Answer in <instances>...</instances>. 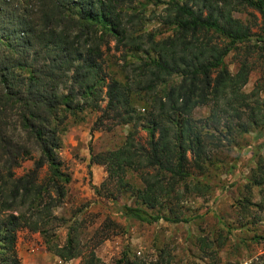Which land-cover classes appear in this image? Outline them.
I'll return each instance as SVG.
<instances>
[{"label":"rangeland","instance_id":"374dc122","mask_svg":"<svg viewBox=\"0 0 264 264\" xmlns=\"http://www.w3.org/2000/svg\"><path fill=\"white\" fill-rule=\"evenodd\" d=\"M36 1L0 0V5H5L8 11L15 7L24 11L27 7L36 20L40 16L34 10ZM174 1L193 5L195 10L204 7L205 2L113 0L115 20L123 38L120 43L112 35L101 39L106 75L105 80L95 81L93 103L81 96L82 89L72 86L71 75L76 64L65 73L60 72L56 84L49 83L48 91L75 98L71 106L60 105L51 113L54 116L50 126L57 137L55 153L62 172L70 176V181L64 184L65 195L59 205L51 209L58 220L45 228L53 245L65 246L73 237L81 255L62 260L48 249L40 231L23 227L17 230L15 242L21 264H87L93 253L101 264H125L126 260L141 264H264V54L257 41L264 36V18L259 12L238 6L236 0H226V3L206 0L220 12L231 10L234 19L249 27L248 39L234 45L225 56L222 68L235 75L244 61L251 66L248 82L241 91L249 95V102L259 105L263 115L261 125L244 131L249 126V116L244 114L238 119L226 100L222 99L218 105L211 100L209 104L197 106L189 121L206 145L202 158L198 157L197 150L196 160L194 151L189 150L187 154L191 176L175 181L169 173L145 167L151 137L148 127L153 117L148 113L152 111L151 94L145 91L146 82L137 76V68L160 57L161 44L155 40H171L176 34L175 13L170 10ZM72 7L81 13L79 6ZM204 9L207 15L209 8ZM7 17L9 15L3 19L6 21ZM92 25L103 29L101 24ZM209 37L219 45L230 43L221 32L212 31ZM1 57L3 65L8 66L2 67L3 74H9L11 80L34 77L33 65L18 64L19 57L14 54L4 53ZM32 60L30 57V64ZM44 63L41 60L35 65L41 68ZM112 78L128 87L131 107L146 116L136 120L135 126L119 123L115 111L104 114L108 101L106 84ZM180 79L181 75L175 74L167 78V82L171 84ZM162 89L160 84L158 90ZM16 106L2 111L0 125L2 127L4 122L8 138L31 152V157L24 158L20 166L13 169L15 178H19L34 169L40 151L23 128L17 109H10ZM212 110L215 116H211ZM154 114L172 127L164 114L159 111ZM155 137H159V130ZM112 152L118 155L109 157ZM2 156L0 150V172L5 174ZM51 176L49 165H44L38 172L37 184L48 189ZM145 178L151 183L159 181L157 192H150V197H158L151 201L142 196V191L148 188ZM162 186L170 190L165 193ZM50 190V195L56 197L57 193ZM43 193L44 200L49 201L48 194ZM31 204L21 206L15 213H27ZM124 204L142 207L167 219L148 224L132 217L123 218L120 208ZM0 214L1 219H5L11 211H2L0 205ZM176 217L189 220L174 221ZM3 250L0 244V259Z\"/></svg>","mask_w":264,"mask_h":264},{"label":"trees","instance_id":"16d2710c","mask_svg":"<svg viewBox=\"0 0 264 264\" xmlns=\"http://www.w3.org/2000/svg\"><path fill=\"white\" fill-rule=\"evenodd\" d=\"M224 2L226 3V0ZM236 2L240 7L256 10L264 18V0ZM72 6H79L81 13L78 14ZM203 6L209 8L207 15H204V7L195 10L193 5L174 1L170 10L175 13L176 34L171 40L153 39L155 43L161 44L158 49L160 57L146 62L140 69L137 68L139 70L137 76H141L142 81L146 82L145 91L151 94L152 111L148 113L153 117V123L148 127L151 137L149 150L144 158L145 167L169 173L175 181L185 180L191 176L187 156L189 150L194 151L196 160V150L198 157L202 158L201 154L206 148L200 139L201 135L194 132V125L189 122L197 106L209 104L211 100L218 105L222 99L226 100V103L235 110L234 115L238 119L244 114L250 117L249 126L245 127L244 131H249L263 122L260 118L263 115L259 112V105L249 102V95L241 91L248 82L251 66L244 61L235 75L227 68H222L225 56L234 45L248 39L249 27L234 19L231 10H228L229 13L220 12L208 5L206 0ZM34 10L35 13H40L39 19L33 20L27 7L24 11H20L19 7L8 11L5 5L2 3L0 5V120L4 110L14 104L17 105L10 109H17L22 118L23 128L40 151V158L36 161L34 169L26 176L15 178L13 169L20 166L21 160L31 157V152L25 146L8 138L3 127L4 122L2 127L0 125V150L7 171L5 173L7 175L3 171L0 172V205L2 211H11L5 219L0 217V244L5 248L0 259L2 264H21L16 255L15 242L17 230L23 227L40 231L48 249L62 260L68 261L81 255V251L74 245L73 237L68 239L65 246L53 245L45 228L47 224L58 220L51 209L59 205L65 195L64 184L70 181V176L62 172L61 162L55 153L57 137L55 129L50 126L51 117L54 116L51 113L57 111L60 105L71 106L75 98L69 94L48 91L47 88L49 83L56 84L60 72L65 73L76 64L71 75L72 86L82 89L81 96L93 103L95 81L98 80V83L105 80L103 76L106 75L102 65L101 39L103 36L112 35L120 43L123 38L120 25L115 20L117 18L113 0H38L34 4ZM6 15L9 17L5 21L3 18ZM92 24H101L103 29H95ZM212 31L223 33L230 43L227 45L213 43L209 37ZM257 41L259 50L264 54V36L259 37ZM4 53L18 56V64L22 66L33 65L34 77L29 80L22 78L11 80L9 74H3V69L8 67L3 65L1 60ZM30 57L33 58L31 64L28 61ZM41 60L45 63L40 68L35 63ZM214 72L217 75H213ZM175 74L181 75L180 81L169 84L167 78ZM160 84L163 85V91L158 90ZM106 87L105 96L108 101L104 114L115 111L119 123L130 124L146 117L131 107L129 103L131 91L128 87H124L114 78ZM155 111L164 114L165 120L169 121L172 127L158 119ZM215 115V111L212 110L211 116ZM157 130L159 137L156 138ZM117 155L118 153L112 152L109 157L114 158ZM196 163L199 167V161ZM46 164L49 165L52 174L48 189L37 184L38 172ZM145 180L148 188L142 191V196L148 201L156 199L158 195H153L152 198L150 192H157L159 181L151 183L146 178ZM50 188L57 193L56 197L50 195L52 193ZM161 188L165 193L170 190L165 186ZM43 192L45 195L48 194L49 201L44 200ZM29 202L32 204L27 213L21 211L15 213ZM120 211L123 218L132 217L148 224L167 219L163 215L152 214L136 205L124 204ZM37 214L38 218L35 219ZM181 220L189 219L179 217L174 219ZM90 258L87 264H101L94 253ZM125 264L141 263L126 260Z\"/></svg>","mask_w":264,"mask_h":264}]
</instances>
